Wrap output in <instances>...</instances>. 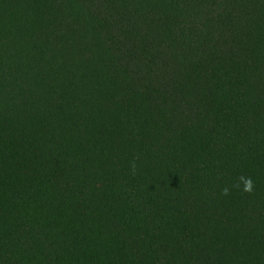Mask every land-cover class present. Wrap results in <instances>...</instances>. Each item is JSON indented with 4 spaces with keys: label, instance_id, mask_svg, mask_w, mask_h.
Here are the masks:
<instances>
[{
    "label": "trees",
    "instance_id": "16d2710c",
    "mask_svg": "<svg viewBox=\"0 0 264 264\" xmlns=\"http://www.w3.org/2000/svg\"><path fill=\"white\" fill-rule=\"evenodd\" d=\"M0 264H264V0H0Z\"/></svg>",
    "mask_w": 264,
    "mask_h": 264
},
{
    "label": "clouds",
    "instance_id": "9594fccd",
    "mask_svg": "<svg viewBox=\"0 0 264 264\" xmlns=\"http://www.w3.org/2000/svg\"><path fill=\"white\" fill-rule=\"evenodd\" d=\"M240 183L243 185L242 190L244 192L250 193L252 191L253 182H252L251 178H246V177L241 176L240 177ZM237 187H240V185L238 184ZM228 194H229L228 190L224 189V191L222 192V195L227 196Z\"/></svg>",
    "mask_w": 264,
    "mask_h": 264
}]
</instances>
